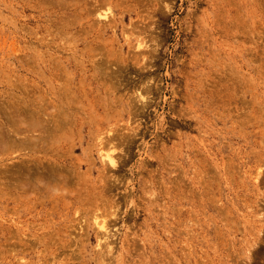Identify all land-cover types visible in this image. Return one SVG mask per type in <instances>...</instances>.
<instances>
[{"label":"rangeland","instance_id":"374dc122","mask_svg":"<svg viewBox=\"0 0 264 264\" xmlns=\"http://www.w3.org/2000/svg\"><path fill=\"white\" fill-rule=\"evenodd\" d=\"M0 134V264H264V0H0Z\"/></svg>","mask_w":264,"mask_h":264},{"label":"bare ground","instance_id":"6f19581e","mask_svg":"<svg viewBox=\"0 0 264 264\" xmlns=\"http://www.w3.org/2000/svg\"><path fill=\"white\" fill-rule=\"evenodd\" d=\"M105 57H106V56H105ZM102 61H105V60H102ZM106 62H107V61H105V63H106ZM115 63H117V62H115ZM117 65H118V64H117ZM104 66H105V65H104ZM104 66H103V67H104ZM118 66H119V65H118ZM106 67H107V66H106ZM109 67H110V66H109ZM103 69H104V68H103ZM107 69H108V68H107ZM116 69H117V67H116ZM108 70H109V69H108ZM110 70H111V68H110ZM123 71H125V70L123 69ZM62 72H63V71H62ZM114 72H116V71H114ZM114 74H115V73H114ZM111 75H112V74H111ZM120 75H121V74H120ZM109 76H110V75H109ZM114 76H115V75H114ZM114 76H113V77H114ZM117 76H118V75H117ZM111 77H112V76H111ZM119 78H120V77H119ZM61 79H62V78H61ZM151 81H152V80H151ZM147 82H148V81H147ZM144 84H145V83H144ZM150 84H151V83H150ZM143 87H144V86H143ZM109 88H110V87H109ZM146 88H147V87H146ZM157 89H158V88H157ZM144 90H145V89H144ZM147 90H149V89H147ZM155 91H156V90H155ZM144 92H145V91H144ZM147 92H148V91H147ZM138 93H139V92H138ZM59 94H60V93H59ZM53 96H54V95H53ZM141 96H142V93H141ZM146 99H147V98H146ZM38 100H39V99H38ZM20 102H21V101H20ZM8 103H10V101H9ZM143 103H144V102H143ZM10 104H12V103H10ZM14 104H15V103H14ZM17 104H18V103H17ZM17 104H16V105H17ZM22 104H23V103H22ZM24 104H25V103H24ZM24 104H23V105H24ZM33 104H34V103H33ZM144 104H145V103H144ZM146 104H147V103H146ZM26 106H27V105H26ZM146 106H147V105H146ZM9 107H10V106H8V108H9ZM15 108H16V107H15ZM58 108H59V107H58ZM134 108H135V107H134ZM25 109H26V108H25ZM59 109H61V108H59ZM142 109H143V108H142ZM15 110H17V109H15ZM4 111H5V110H4ZM34 111H35V110H34ZM143 111H144V110H143ZM5 112H6V111H5ZM17 112H18V110H17ZM17 112H16V113H17ZM44 113H46V112H44ZM60 113H61V112H60ZM22 114H23V113H22ZM42 114H43V113H42ZM131 114H132V113H131ZM142 114H143V113H142ZM38 116H39V115H38ZM7 117H9V116H7ZM32 117H33V116H32ZM17 118H18V117H17ZM19 119H20V118H19ZM13 120H14V119H13ZM17 120H18V119H16V121H17ZM63 121H64V120H63ZM12 122H13V121H12ZM12 122H11V123H12ZM17 123H18V122H17ZM30 123H31V122H30ZM30 123H29V124L26 123V124H28V125L30 126V125H31ZM58 123H59V122H58ZM67 123H68V122H67ZM26 124H25V125H26ZM17 125H18V124H17ZM17 125H16V126H17ZM21 125H22V124H21ZM32 125H33V124H32ZM49 125H50V123H49ZM52 125H54V124H52ZM58 125H59V124H58ZM69 125H70V124H69ZM189 125H191V124H189ZM65 126H66V125H65ZM3 127H4V126H3ZM52 127H53V126H52ZM49 128H50V127H49ZM60 128H61V127H60ZM199 128H200V127H199ZM1 129H2V128H1ZM24 129H25V128H24ZM33 129H34V127H33ZM37 129H38V128H37ZM45 129H47V128H45ZM63 130H64V129H63ZM1 131H2V130H1ZM4 131H5V130H4ZM60 131H61V130H60ZM8 132H10V131H8ZM19 132H20V131H19ZM37 132H38V131H37ZM3 133H4V132H3ZM3 133L1 132V134H3ZM28 133H29V132H28ZM44 133H45V132H44ZM50 133H52V132L50 131ZM134 133H135V132H134ZM137 133H138V132H137ZM1 134H0V135H1ZM7 134H8V133H7ZM7 134H6V135H7ZM13 134H14V133H13ZM48 134H49V133H48ZM6 135H5V136H6ZM43 135H44V134H43ZM131 135H132V133H131ZM131 135H130V136H131ZM14 136H16V135H14ZM31 136H32V135H31ZM54 136H55V135H54ZM113 136H114V135H113ZM141 136H142V135H141ZM2 137H3V136H2ZM11 137H12V136H11ZM11 137H9V141H10V138H11ZM25 137H26V136H25ZM109 137H110V136H109ZM117 137H118V135H117ZM6 138H7V137H6ZM14 138H15V137H14ZM42 138H43V137H42ZM42 138H40V139H42ZM56 138H57V137H56ZM113 138H114V137H113ZM115 138H116V137H115ZM0 139H1V137H0ZM7 139H8V138H7ZM17 139H18V138H17ZM31 139H32V138H31ZM37 139H39V138H37ZM48 139H49V138H48ZM5 140H6V139H5ZM27 140H28V139H27ZM27 140H26V141H27ZM44 140H45V138H44ZM44 140H43V141H44ZM99 140H100V139H99ZM11 141H13V140H11ZM19 141H20V140H19ZM48 141H49V140H48ZM58 141H59V140H58ZM101 141H102V140H101ZM263 141H264V140H263ZM17 142H18V141H17ZM27 142H28V141H27ZM27 142H26V144H27ZM50 142H51V140H50ZM54 142H55V141H54ZM107 142H108V141H107ZM110 142H111V141H110ZM112 142H113V141H112ZM10 143H11V142H10ZM20 143H21V142H20ZM28 143H29V142H28ZM32 143H33V142H32ZM35 143H37V142H35ZM48 143H49V142H48ZM51 143H52V142H51ZM55 143H56V142H55ZM103 143H104V142H103ZM103 143H102V144H103ZM1 144H2V142H1ZM12 144H13V142H12ZM18 144H19V143H18ZM38 144H39V143H38ZM102 144H101V145H102ZM110 144H111V143H110ZM110 144H109V145H110ZM112 144H113V143H112ZM120 144H121V143H120ZM14 145H16V144H14ZM28 145H29V144H28ZM28 145H27V146H28ZM31 145H34V144H31ZM31 145H30V146H31ZM42 145H43V144H42ZM44 145H45V143H44ZM105 145H106V144H105ZM1 146H3V144H2ZM18 146L20 147V144H19ZM107 146H108V145H107ZM41 147H42V146H41ZM43 147H44V146H43ZM100 147H101V146H100ZM111 147H112V146H111ZM127 147H128V146H127ZM10 148H11V147H10ZM10 148H9V149H10ZM14 148H15V146H14ZM32 148H34V147H32ZM115 148H116V147H115ZM12 149H13V148H12ZM21 149H22V147H21ZM131 149H132V148H131ZM131 149H130V150H131ZM3 150H5V149H3ZM22 150H23V149H22ZM28 151H29V149H28ZM106 151H107V150H106ZM108 152H110V151H108ZM113 152H114V151H113ZM130 152H131V151H130ZM19 153H21V152H19ZM100 153H101V152H100ZM105 153H106V152H105ZM110 153H111V152H110ZM103 154H104V153H103ZM125 154H127V153H125ZM38 155H39V154H38ZM101 155H102V154H101ZM32 156H33V155H32ZM60 156H61V155H60ZM107 156H108V155H107ZM112 156H113V154H112ZM129 157H130V156H129ZM33 158H34V157H33ZM107 158L109 159V160L107 159L108 161H110L111 163H113V162H112V159H111L110 157H107ZM112 158H113V157H112ZM101 159H102V158H101ZM119 160H120V159H119ZM44 161H45V160H44ZM103 161L105 162V159H104ZM113 161H114V160H113ZM120 161H121V160H120ZM106 162H107V161H106ZM115 162H116V161H115ZM28 163H29V162H28ZM108 163H109V162H108ZM123 164H124V163H123ZM123 164H121V165H123ZM15 165H16V164H15ZM104 165H105V164H104ZM119 165H120V164H119ZM45 166H46V165H45ZM111 166H112V165H111ZM6 167L8 168V166H6ZM11 167H12V166H11ZM16 167H17V166H16ZM20 167H21V166H20ZM25 168H26V170H27L28 167H25ZM25 168L23 167V170H24ZM117 168H119V167H117ZM19 169H21V168H19ZM32 169H33V168L28 169V171H29V170H32ZM34 169H36V168H34ZM34 169H33V170H34ZM115 169H116V168H115ZM21 170H22V169H21ZM37 170H38V169H37ZM2 171H3V170H2ZM5 171H6V170H5ZM12 171H13V170H12ZM12 171H11V173H12ZM14 171H15V170H14ZM14 171H13V172H14ZM28 171H24V172H28ZM9 172H10V171H9ZM9 172H7V173H9ZM22 172H23V171H22ZM19 173H20V172H19ZM104 173H105V172H104ZM0 174H1V173H0ZM21 174H22V173H21ZM24 174H25V173H24ZM16 175H18V174L16 173ZM25 175H27V174H25ZM31 175H34V174H31ZM35 175H36V173H35ZM40 175H41V174H40ZM40 175H38V176H40ZM43 175H45V174H43ZM27 176H28V175H27ZM38 176H37V177H38ZM45 176H46V175H45ZM256 176H257V175H256ZM18 177H19V176H18ZM60 177H61V176H60ZM1 178H2V177H1ZM3 178H4V177H3ZM19 178H20V177H19ZM33 178H34V177H33ZM11 179H12V178H11ZM20 179H21V178H20ZM29 179H30V177H29ZM38 179H39V178H38ZM43 179H44V178H43ZM8 180H9V179H8ZM34 180H35V179H34ZM117 180H118V179H117ZM11 181H12V180H11ZM28 181H29V180H28ZM28 181H27V182H28ZM62 181H63V179H62ZM115 181H116V180H115ZM18 182H19V180H18ZM39 182H40V181H39ZM51 182H53V181H51ZM71 182H72V181H71ZM19 183H20V182H19ZM2 184H3V183H2ZM20 184L22 185V183H20ZM33 184H34V183H33ZM112 184H113V183H112ZM28 185H29V184H28ZM5 186H7V185H5ZM17 187H18V186H17ZM44 187H46V186H44ZM5 188H7V187H5ZM27 188H28V187H27ZM29 188H31V187H29ZM33 188H35V187H33ZM33 188H32V189H33ZM106 188H108V187H106ZM32 189H31V190H32ZM42 189H43V187H42ZM42 189H41V191H42ZM45 189H46V188H45ZM19 190H20V189H19ZM28 190H29V189H28ZM33 190H34V189H33ZM38 190H40V189H38ZM108 190H110V189H108ZM111 190H112V189H111ZM52 191H53V190H52ZM56 191H57V190H56ZM50 192H51V191H50ZM52 193H54V192H52ZM107 201H108V200H107ZM110 202H111V199H110ZM114 202H115V201H114ZM98 225H99V224H98ZM98 227H99V226H98ZM99 228H100V227H99ZM99 228H98V229H99ZM103 231H104V230H103ZM107 234H108V233H107ZM104 235H105V233H104ZM109 235H110V234H109ZM107 236H108V235H107ZM102 237H103V236H102ZM108 237H109V236H108ZM259 238H260V237H259ZM9 241H10V240H9ZM35 241H36V240H35ZM30 243H31V242H30ZM24 244H25V243H24ZM32 244H33V243H32ZM71 244H72V243H71ZM71 244H70V245H71ZM17 245H18V244H17ZM104 245H105V244H104ZM101 256H102V255H101ZM102 258H103V257H102ZM102 258H101V259H102ZM17 261H18V260H17ZM20 262H21V261H20ZM22 262H23V261H22ZM105 262H106V261H105Z\"/></svg>","mask_w":264,"mask_h":264}]
</instances>
